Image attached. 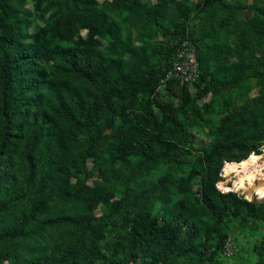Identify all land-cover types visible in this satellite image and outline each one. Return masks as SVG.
Segmentation results:
<instances>
[{
  "label": "trees",
  "instance_id": "trees-1",
  "mask_svg": "<svg viewBox=\"0 0 264 264\" xmlns=\"http://www.w3.org/2000/svg\"><path fill=\"white\" fill-rule=\"evenodd\" d=\"M191 9L0 0V264H224L230 224L264 223V202L216 187L264 144V3ZM185 39L194 90L163 80ZM216 108L195 157L189 128ZM252 251L264 264V230Z\"/></svg>",
  "mask_w": 264,
  "mask_h": 264
},
{
  "label": "rangeland",
  "instance_id": "rangeland-1",
  "mask_svg": "<svg viewBox=\"0 0 264 264\" xmlns=\"http://www.w3.org/2000/svg\"><path fill=\"white\" fill-rule=\"evenodd\" d=\"M101 4L105 0H99ZM187 7L191 10V12H194L191 8L199 2L200 0H183ZM235 1V0H234ZM245 2H253V1H261L264 3V0H243ZM131 33L135 34L136 30L134 28H131ZM223 36L224 33H221ZM191 90H194L193 86H190ZM258 91V88L254 86V81H249L244 85V90H232L229 93V96L225 98L226 102H230L232 99H236L241 95V92L249 91V94H253ZM206 99L211 96L210 92H206L205 94ZM221 113L218 112V109L216 108V111L209 112L206 115V121L207 123H200L195 126H192L189 128V131L194 134L195 140H194V146L197 150V152H193L194 156L196 157L198 155V151H200L203 147L207 146L209 142L213 140V137L210 133L211 129L217 124L219 117ZM261 158L259 159V164L261 165L264 162V144H262L259 147ZM226 164V163H224ZM221 168V180L216 183V187L223 191H234L238 193L240 196H243L247 200L255 199L258 202H264L263 198H258L256 195H252L249 198H247L246 194L242 190H237L233 185V182L235 181L236 177L233 173L225 175L223 168L224 165ZM182 173L184 176L189 179L191 177V171L189 166H184ZM258 228L256 231L247 227H242L239 224L232 225L230 224L228 228V233L231 236L232 242L235 244V246L239 247L238 254H234L233 258L230 259H223L224 264H254V253L252 251V246L256 238H258L262 231L264 230V223L263 222H257L256 224Z\"/></svg>",
  "mask_w": 264,
  "mask_h": 264
},
{
  "label": "bare ground",
  "instance_id": "bare-ground-1",
  "mask_svg": "<svg viewBox=\"0 0 264 264\" xmlns=\"http://www.w3.org/2000/svg\"><path fill=\"white\" fill-rule=\"evenodd\" d=\"M261 155L252 152L240 162H225L223 171L225 175L233 173L236 177L233 185L237 190H242L247 198L256 195L264 197V162L260 165Z\"/></svg>",
  "mask_w": 264,
  "mask_h": 264
},
{
  "label": "built area",
  "instance_id": "built-area-1",
  "mask_svg": "<svg viewBox=\"0 0 264 264\" xmlns=\"http://www.w3.org/2000/svg\"><path fill=\"white\" fill-rule=\"evenodd\" d=\"M199 62L194 45L189 40H182L175 52L171 67L167 70L164 81L176 79L180 85L192 86L199 78ZM236 252L231 236L227 239L224 253L226 255Z\"/></svg>",
  "mask_w": 264,
  "mask_h": 264
},
{
  "label": "water",
  "instance_id": "water-1",
  "mask_svg": "<svg viewBox=\"0 0 264 264\" xmlns=\"http://www.w3.org/2000/svg\"><path fill=\"white\" fill-rule=\"evenodd\" d=\"M248 156H249V155H248ZM248 156H247V157H248ZM247 157H246V158H247Z\"/></svg>",
  "mask_w": 264,
  "mask_h": 264
},
{
  "label": "clouds",
  "instance_id": "clouds-1",
  "mask_svg": "<svg viewBox=\"0 0 264 264\" xmlns=\"http://www.w3.org/2000/svg\"><path fill=\"white\" fill-rule=\"evenodd\" d=\"M226 162V161H225Z\"/></svg>",
  "mask_w": 264,
  "mask_h": 264
}]
</instances>
